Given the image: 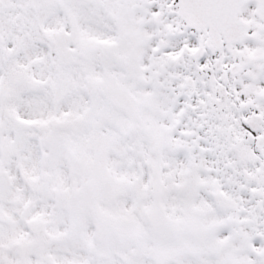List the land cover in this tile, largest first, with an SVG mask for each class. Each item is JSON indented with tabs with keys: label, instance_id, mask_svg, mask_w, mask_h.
Masks as SVG:
<instances>
[{
	"label": "snow or ice",
	"instance_id": "1",
	"mask_svg": "<svg viewBox=\"0 0 264 264\" xmlns=\"http://www.w3.org/2000/svg\"><path fill=\"white\" fill-rule=\"evenodd\" d=\"M0 264H264V0H0Z\"/></svg>",
	"mask_w": 264,
	"mask_h": 264
}]
</instances>
